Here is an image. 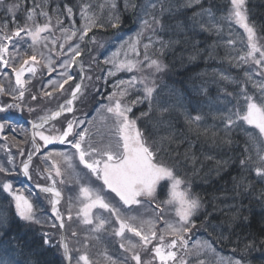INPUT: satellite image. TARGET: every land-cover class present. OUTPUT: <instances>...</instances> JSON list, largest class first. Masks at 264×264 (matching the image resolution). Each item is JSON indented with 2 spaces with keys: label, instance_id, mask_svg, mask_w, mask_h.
<instances>
[{
  "label": "snow or ice",
  "instance_id": "obj_1",
  "mask_svg": "<svg viewBox=\"0 0 264 264\" xmlns=\"http://www.w3.org/2000/svg\"><path fill=\"white\" fill-rule=\"evenodd\" d=\"M0 7L11 16L14 25L9 29L7 19L0 24V75L9 83L12 75L15 78L14 86L6 87L0 81V133L5 129L16 131L19 127L26 136L23 142L12 138L18 154L26 157L19 166L15 156L7 151V144L0 145L7 151L8 165L0 162V174L5 175L0 189L14 200L16 216L29 224H47L52 231L41 233L43 244L61 249L66 264H101V260L103 264H192V261L207 264L200 257L205 252L215 254L212 244L208 240L191 241L192 230L197 227L194 218L202 199L192 193L191 183L178 173V165L191 166L194 174H198L206 163L212 162L215 167L209 173L220 175L229 161L208 154L200 160L194 153L190 154L194 147L191 142L184 153L179 151L186 137L177 138L171 119L177 105L158 92L151 74L153 70L161 72L166 65L160 57L177 48L181 50V58L191 49L187 55L189 62L203 57L205 62H226L241 73L233 77L212 69L214 82L240 85L237 92L227 93L235 100L232 107L213 117L222 124V137L214 130L215 125L205 124L202 110L195 115L185 111V125L197 139L203 136L206 142L210 141V151L239 147L231 133L242 130L245 134L243 157L239 158L241 174L232 178V194L214 199L243 198L254 191L256 182L264 184V37L250 23L246 0H228V7L219 16L212 7H204L203 0H79L78 13L63 0H32L22 24L15 18L20 3L5 7V0H0ZM188 9L196 10L185 21L169 23ZM125 19L137 26L126 38L119 35ZM234 25L243 29L245 35L234 33ZM109 30L112 37L108 40L97 38L98 32ZM198 32L215 34L219 39L200 49V41L189 35ZM218 49H224L223 56ZM74 66L79 70L73 71ZM94 67L101 69L95 79L89 74ZM118 73L136 74L128 79H116L107 95L96 87L101 100L96 101L95 115L92 119L86 113L77 116L76 103L83 102L81 98L86 96L89 83L107 84ZM37 76L41 78V86L34 92L32 81ZM69 90L70 96L63 98ZM208 90L206 84L199 88L202 95H207ZM53 99L63 102H58L56 110L29 121L30 129L24 128L13 115V112L23 115L25 110L29 115L41 111L39 107L29 106L28 100L36 104L39 100ZM145 103L147 111L136 116L134 109ZM65 114H71V118ZM145 120L149 121L151 130L141 128L138 123ZM3 139L8 141V136L4 135ZM29 140L31 150L25 152L22 144ZM57 145L67 147L56 150ZM34 156L39 164H34ZM164 157L176 163H166ZM79 166H83L80 171ZM13 173L29 181L35 174L44 183L35 182L36 191L27 185L16 188L7 179ZM246 173L254 174V179ZM68 183H74L78 193L75 200L68 198L62 210V186ZM160 191L166 192V199L159 200ZM257 198L264 200V189ZM153 204L152 216L145 219L138 210ZM212 207L225 214L237 208L233 219L239 215L236 204ZM45 208L48 212L42 219L37 213ZM169 208L174 209L172 219L165 218ZM76 221L87 229L82 244L76 228L72 227ZM160 221L164 224L162 228H158ZM204 226L216 230L224 225L206 217ZM102 233L119 242V249L126 254L122 260L114 259L106 246L95 257L90 255L89 249L94 247L90 241L99 242ZM129 234L138 239L129 238ZM259 243L264 246V239ZM256 247L255 241H248L239 251L248 253ZM0 264L4 261L0 260ZM216 264L248 262L236 258L225 260L217 255Z\"/></svg>",
  "mask_w": 264,
  "mask_h": 264
},
{
  "label": "trees",
  "instance_id": "obj_2",
  "mask_svg": "<svg viewBox=\"0 0 264 264\" xmlns=\"http://www.w3.org/2000/svg\"><path fill=\"white\" fill-rule=\"evenodd\" d=\"M63 2L67 3L69 6H73L74 12L78 13L79 0H63ZM203 6L212 7L216 13L221 14V12L225 11L226 8L228 7V0H203ZM261 6L263 7L261 8ZM60 7L63 8V3H61ZM246 7L248 9L250 21L256 25L257 30L263 31L264 30V0H246ZM195 10L196 9H188L182 14L176 16L173 20L169 21V23H175L178 20L185 21L186 18L191 16L192 12ZM65 19L67 22V18ZM77 24H79L78 19H77ZM130 24H131V21L128 19H125L123 26H129ZM136 27L137 26L133 23L131 28L128 31L120 30L119 35L121 37H124L125 34L128 32H135ZM205 33L206 32H198L194 35L191 33L189 35L192 37L193 40L200 41L199 46H202L203 48L205 44L211 42V40L215 38V35L213 34V35L207 36L204 40H201L200 37ZM225 35L227 36L226 30H225ZM110 37H112V35L106 36L104 34L97 33V38H110ZM165 39H167V36H165ZM180 51H181L180 48L175 49V51H168L163 55V57H160V58L162 59V61H165V58L169 57L167 58V60L169 62L170 60L171 62L173 61L172 63L175 64V67L179 68L186 62H189V60L187 59V55H188V52L191 51V49L189 48L188 50L185 51L183 58H181L180 56ZM218 52L220 56H223V49H218ZM206 63L209 64L210 72H212V69H215L212 65L219 66V65L225 64V62L221 63L218 61H209ZM222 69H226V67H223ZM222 69H219V70L222 71ZM206 77H207V80L209 81L210 76L207 74ZM213 80L215 81V78H213ZM219 136L222 137L221 135ZM217 142H219V140ZM211 154L214 155V153L212 152ZM229 157L231 156H229V154H226L222 158H218V159L228 160L230 163L231 159H229ZM237 163H239V161H237L236 164ZM199 167L200 165L197 164V168ZM214 167L215 166L213 165L211 168H208L207 170H201L198 174H194V170L191 167V169L189 168V172L187 173V175L189 177H194L200 180L201 182H204L207 184V182H209L213 178L215 179V177L218 176L214 171L209 173V169H212ZM226 167L227 165L225 166V168ZM237 167L239 168V164H237ZM240 174H235L231 176L229 180H224V181H221L222 179H220V181L217 180V184L213 185L211 189L209 190V192L206 193L207 196L210 197V204H211V209H212V210H209L208 214L212 213L211 216H213V218H211L210 220L213 223H216V224L222 223L224 225L223 226V228L225 229L224 231H219V228H217L214 231V234L218 239L219 238L222 239L228 235H231L234 229L237 234H239L241 231L239 235L232 236L231 238L233 241L236 242L237 238L239 237V243L238 244L236 243V246L239 249H243L244 245L248 241H255L256 246H257L256 250H252L248 253H242L240 251L239 254L242 255L240 259H244L245 261L248 262V264H264V246H261L259 243L261 239H264V213H260L261 210L259 209L261 205L264 204V200L257 198L259 191L263 188L255 189V191H253L251 195H247L243 198H237L236 200L221 201V200L214 199V197H219L223 194L231 195L232 194L231 193L232 178ZM222 203L236 204L239 209V215L237 216V218L233 219V214L237 212V208L232 209L231 213H227V214L221 213V212L219 213V211H214L212 205H216L218 208L222 205ZM262 206L264 207V205ZM208 214L203 216L202 218L207 217ZM244 217H247V219L245 220ZM237 225H239V228H237L238 227ZM232 243L233 242H230L229 244H232ZM23 250L25 251L23 253H25L27 256L28 254H30V252L26 251L25 246L23 247ZM48 259L49 257H45V258L39 259L38 261H41V262L45 260L48 261ZM46 264H50V263H46Z\"/></svg>",
  "mask_w": 264,
  "mask_h": 264
},
{
  "label": "rangeland",
  "instance_id": "obj_3",
  "mask_svg": "<svg viewBox=\"0 0 264 264\" xmlns=\"http://www.w3.org/2000/svg\"><path fill=\"white\" fill-rule=\"evenodd\" d=\"M16 3H17V2H16ZM52 6L55 7V4H53ZM133 33H134V32H128V33H126V34H125V38H126L127 36H129V35H132ZM108 39H109V38H108ZM108 39H107V40H108ZM87 61H88V59H87ZM87 61L85 62V64H87ZM122 74H123V76H125L124 73H122ZM90 75H91V74H90ZM96 75H97V74L95 73L94 76H96ZM119 76H120V73H118L117 77H119ZM124 78H125V77H124ZM93 79H95V77H94Z\"/></svg>",
  "mask_w": 264,
  "mask_h": 264
},
{
  "label": "bare ground",
  "instance_id": "obj_4",
  "mask_svg": "<svg viewBox=\"0 0 264 264\" xmlns=\"http://www.w3.org/2000/svg\"><path fill=\"white\" fill-rule=\"evenodd\" d=\"M225 152H228V153H229V152H230V150H225Z\"/></svg>",
  "mask_w": 264,
  "mask_h": 264
}]
</instances>
